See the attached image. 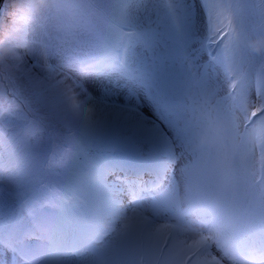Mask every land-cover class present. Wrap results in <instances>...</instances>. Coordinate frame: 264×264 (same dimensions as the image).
Segmentation results:
<instances>
[{"label": "snow or ice", "instance_id": "6c2138e0", "mask_svg": "<svg viewBox=\"0 0 264 264\" xmlns=\"http://www.w3.org/2000/svg\"><path fill=\"white\" fill-rule=\"evenodd\" d=\"M36 7L34 0H30L26 16L0 9V32L22 33L19 42L0 40L10 50L0 58V74L19 73L32 85L40 102L66 126L75 124L91 135L119 129H131L138 134L149 132L130 112L104 100L90 103L91 97L78 99L76 86L66 84L55 75V61L63 58L68 68L81 74L115 71L135 79L118 54H114L118 53L124 36L119 25L104 37L106 47L102 50L107 55L95 56L94 62L84 57L74 59V48L61 36L67 30L66 25L62 21L54 22L56 14L67 7L94 5L40 0L38 12ZM204 7L208 21L202 46L219 48L215 61L222 69L226 94L213 101L214 109L208 105L209 115L214 113V119L203 122L191 134L186 124L194 159L183 168L182 184L165 183L174 160L161 164L151 178L144 179L141 175H116L115 168L93 158L86 167L71 171L68 176L70 195L65 204L73 203L85 208V212L81 214L65 207L64 220L53 222L41 216L34 202L27 198L28 186L35 178L31 163L17 170V164L10 161L5 165L0 161V182L7 180V196L20 199L21 212L27 211L31 217L30 227L15 219L0 222V264H66L68 229H71V247L75 250L72 254L81 257L82 264H114L118 257L133 252L139 255L145 243L150 246L151 255L159 254L161 258L179 250L176 264H223L225 259L231 264H264V222L257 230L242 228L235 211L237 207L256 206L257 214L264 221V163L259 170L255 163L257 148L264 161V77L250 82L237 61L243 52L264 62V13L258 24L249 25L239 5L230 0H204ZM175 13L176 9L169 5L170 16L174 17ZM5 16L10 18L7 24ZM126 22L122 16L120 23ZM17 24L23 27L17 29ZM69 52L73 55L69 56ZM25 57L35 62L29 66ZM205 87L203 97L207 104L216 94V86L205 81ZM89 104L95 108L91 117L89 113L93 109ZM0 105H3L2 95ZM14 113L16 109L10 102L7 108L0 107V145L8 135L3 117ZM42 131L43 127L35 123L23 129L22 142L30 161L40 159ZM245 160L247 164L243 163ZM110 177L114 178L110 180ZM5 195L4 188L0 187V200ZM162 214H169L175 223L157 225L155 218ZM198 227L202 230L197 231ZM113 236L127 247L103 243L105 238ZM213 249L222 253L219 259L212 255Z\"/></svg>", "mask_w": 264, "mask_h": 264}, {"label": "rangeland", "instance_id": "374dc122", "mask_svg": "<svg viewBox=\"0 0 264 264\" xmlns=\"http://www.w3.org/2000/svg\"><path fill=\"white\" fill-rule=\"evenodd\" d=\"M16 1V0H15ZM87 1V2H86ZM63 0L64 3L91 4V8L67 7L59 10L56 14L57 20L66 25V31L61 33L65 39L70 41L76 55L74 59L84 57L88 62H94L95 56L103 57L108 54L102 49L106 47L104 37L119 25V29L124 36L119 47L118 54L121 63L136 78L129 79L120 72H103L81 74L66 66L67 62L61 58L55 61L56 77L62 79L66 84L76 86L78 99L92 98L90 103L104 100L115 108H120L130 112L133 117L149 129V132L138 134L131 129H119L111 133H100L96 135L82 131L77 125L66 126L59 122L49 109L39 105V99L33 93V87L23 77L16 74L21 80L23 89L14 92L10 87L5 73L0 74L1 85L5 88L6 98L0 107L10 106L16 109L12 116L3 117V125L8 133L5 137L11 140V135L27 128L33 123L43 127L40 134L41 156L39 163L33 169L35 178L27 189V198L32 200L38 213L47 217L53 222L64 220L65 207L73 212L83 214L85 208L74 206L73 203L65 204L69 192L68 176L71 171L79 170L94 158L101 164H107L113 168H145L150 166V170L155 172L159 166L169 160H174L172 165L173 173L166 178V185L177 183L182 184V171L184 166L194 159L190 149L189 136L185 131L186 124L190 129V134L194 133L198 126L210 118L215 117L209 111H204L201 98L202 92L198 90L196 95L189 91L186 94L173 95L165 90L168 85L169 74L176 72L172 78L171 85L181 80H197L203 78L216 86V94L211 96L210 102L220 100L226 94V82L222 69L215 59L210 63L207 57L209 68L203 69L206 56H202V40L207 29V9L204 7V0ZM37 4L35 11H39L40 0H34ZM93 2V4H92ZM234 5H239V10L245 22L255 25L260 22L261 14L264 10L262 0H230ZM169 5L176 9L175 16L169 14ZM9 14L16 13L28 15L17 9L14 0H9L7 8ZM124 16L126 23H120V18ZM9 17L5 16L4 22H9ZM17 29L23 27L22 24L15 25ZM21 32L9 31L7 34L0 32V40H13V36ZM146 39V40H145ZM147 41V42H146ZM146 42V43H145ZM196 51V52H193ZM208 56L215 54L219 56V48H205ZM72 56V52L68 53ZM3 57L2 44H0V58ZM29 66L35 61L30 57H25ZM240 70L247 76L249 81L264 77V62L253 59L241 52L237 57ZM130 62V63H129ZM53 63V61H50ZM131 66V67H130ZM205 72L203 75L202 72ZM150 72L149 78L159 79L156 85L161 86L163 93L154 94L152 90L139 82L142 76ZM139 77V78H138ZM127 80V84L120 80ZM3 83V84H2ZM203 86V82H202ZM204 88V87H203ZM254 98V97H253ZM188 105V110H183L177 104ZM211 108H215L214 104ZM89 116H93L95 108ZM209 109V108H208ZM51 134V138H50ZM23 144V142H22ZM10 144L3 142L0 145V161L7 165L10 153ZM207 159V157H205ZM27 160H30L27 157ZM13 164L14 163L12 161ZM247 164L245 160L243 162ZM256 168L260 169V150H256ZM63 164V166H60ZM18 165V164H17ZM17 170H21L18 165ZM171 168V167H170ZM144 179H149L148 175ZM258 180L261 177H257ZM0 187L5 190V198L0 200V222H7L15 219L24 227H30L31 217L27 211L21 212V200L12 199L7 196L9 188L7 180L0 182ZM236 219L242 228H252L257 230L258 226L264 222L256 212V206H245L243 209L236 208ZM149 219H152L149 216ZM169 214H162L156 217V222H171ZM191 220V217L187 218ZM161 223V224H162ZM122 227V225H121ZM201 231L199 227L196 229ZM187 237H180L186 239ZM111 239V240H109ZM65 242L72 245L71 229L67 230ZM103 243L117 244L118 248H125L127 244L118 242L117 237L105 238ZM99 246V245H98ZM66 256V264H82V258L76 256L73 248H69ZM2 254V250H0ZM179 250L159 257L151 255L150 246L145 243L143 251L137 255L135 252L118 257L114 264H176V257ZM11 255V254H9ZM227 264V261H223Z\"/></svg>", "mask_w": 264, "mask_h": 264}, {"label": "bare ground", "instance_id": "6f19581e", "mask_svg": "<svg viewBox=\"0 0 264 264\" xmlns=\"http://www.w3.org/2000/svg\"><path fill=\"white\" fill-rule=\"evenodd\" d=\"M14 2L16 3L17 9L20 11H27L26 7L29 4L30 0H14ZM262 12L264 13V10H262ZM20 34L14 35L13 36V40L12 41H16L18 40L20 37ZM8 48L2 45V53H3V57H5L8 54ZM2 57V58H3ZM17 73L14 74H9V73H5V77L10 85V87L12 88V90L14 92H19L21 89H23L21 80L16 76ZM176 72H173L171 74H169V80H168V85L165 86V90H169L173 93V95H179V94H186L188 93L189 87L187 86V84L185 82H182L181 80L176 81V83L174 85H171V81L172 78L175 76ZM208 81V80H206ZM1 82V79H0ZM3 84V83H2ZM204 89L205 91L207 90L205 87V81H204ZM0 95L3 96V100H5L6 98V93H5V88L4 86L1 85L0 83ZM39 99V98H38ZM39 105H43L39 100ZM46 107V106H45ZM47 108V107H46ZM48 109V108H47ZM50 112V110H49ZM51 115H53L50 112ZM11 140H9L8 138H4V142L9 143L10 144V148L11 151L10 153L8 152V159L9 161H13L14 163H17L18 165L21 166V169L25 168L26 166H28L31 163L32 168L34 169L35 166L39 163L38 161H30L27 160V153L24 149V145L22 144L23 141V131L22 130H18L16 132H14L11 135ZM66 262H68V260H66Z\"/></svg>", "mask_w": 264, "mask_h": 264}, {"label": "water", "instance_id": "95a60500", "mask_svg": "<svg viewBox=\"0 0 264 264\" xmlns=\"http://www.w3.org/2000/svg\"><path fill=\"white\" fill-rule=\"evenodd\" d=\"M9 0H0V9H6L8 8Z\"/></svg>", "mask_w": 264, "mask_h": 264}, {"label": "trees", "instance_id": "16d2710c", "mask_svg": "<svg viewBox=\"0 0 264 264\" xmlns=\"http://www.w3.org/2000/svg\"><path fill=\"white\" fill-rule=\"evenodd\" d=\"M86 1V0H85ZM8 7H9V5H8Z\"/></svg>", "mask_w": 264, "mask_h": 264}]
</instances>
